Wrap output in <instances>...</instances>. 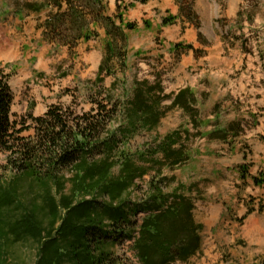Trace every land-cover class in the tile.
Segmentation results:
<instances>
[{"label":"rangeland","instance_id":"1","mask_svg":"<svg viewBox=\"0 0 264 264\" xmlns=\"http://www.w3.org/2000/svg\"><path fill=\"white\" fill-rule=\"evenodd\" d=\"M188 2L185 8L192 7L199 26L180 17L190 27L183 26V35H178L173 27L177 23L163 26L164 19L176 16L147 13L135 9L136 4L128 7L131 0H103L102 5L93 0H0V24L14 29L19 22L21 26L16 34L0 30V51L7 48L4 41L11 47L10 58L0 57V64L7 65L5 71L11 75L12 117L18 122L28 114L39 117L53 105L71 107L80 113L90 111L97 93L93 83L106 56L108 41L104 25L93 26L95 12L100 10V16L112 18L122 13L125 23L134 24L135 29L126 31L127 43L115 39V55L109 61L113 74L105 77L102 91L116 89V95L132 94L137 82L149 81L160 82L167 94L192 85L197 97L198 128L193 127L192 112L173 109L157 129L132 142L135 149L155 138L182 134L189 159L167 174L197 197L194 215L203 226L201 251L187 264H264V236L255 228V223H264V214H253L247 223L242 216L243 208L255 205L259 211L264 203L246 192L248 186L242 183L239 172L241 166L251 170L249 158L243 155H252V134L257 126L264 128V95L260 92L264 90V0ZM234 2L239 10L232 16L230 7ZM38 9L41 12H36ZM48 18L57 27L56 32H48L50 43L35 30L45 26ZM79 24L84 32L95 31L89 41L79 37ZM161 27L167 29L164 34ZM195 35L203 45L202 49L194 48L197 55L185 50L193 46L184 45L186 40L178 42L183 36L188 40ZM189 52L194 54L190 62ZM243 74L247 75L245 82ZM237 127L238 131L233 130ZM219 129L229 131L227 141L209 137ZM236 152L239 157H235ZM140 185L143 195L146 184L142 181ZM19 250L22 259L32 261L31 248ZM116 252L129 264H139L130 243Z\"/></svg>","mask_w":264,"mask_h":264},{"label":"trees","instance_id":"2","mask_svg":"<svg viewBox=\"0 0 264 264\" xmlns=\"http://www.w3.org/2000/svg\"><path fill=\"white\" fill-rule=\"evenodd\" d=\"M131 1L128 7L153 0ZM93 2L102 5L103 0ZM177 2L179 16L164 19L163 26L180 17L199 26L192 7L185 8L188 0ZM99 11L93 26L102 23L108 41L90 111L53 105L42 116L28 114L14 121L11 75L0 64V264H129L116 252L126 243L139 264H187L201 251L203 226L194 215L197 197L167 174L189 159L182 134L132 147L173 109L192 112L193 127L198 128L196 94L189 87L167 94L160 82L149 81L137 82L132 94L102 91L105 77L113 74L109 61L115 39L127 43L126 31L135 25L125 23L122 13L112 18ZM50 18L40 26L45 40L57 28ZM77 30L87 41L95 34L84 32L80 24ZM185 50L198 53L193 46ZM228 133L219 129L209 137L227 141ZM248 170L240 167L244 181ZM142 181L147 190L140 195ZM254 183L264 185V179ZM21 248L34 251L31 262L22 259Z\"/></svg>","mask_w":264,"mask_h":264},{"label":"crops","instance_id":"3","mask_svg":"<svg viewBox=\"0 0 264 264\" xmlns=\"http://www.w3.org/2000/svg\"><path fill=\"white\" fill-rule=\"evenodd\" d=\"M239 6L234 2L232 3L231 5V15L234 16L235 14L237 15L238 13V8ZM135 9H142L143 11L147 12V13H151L152 11L153 12H158V13H161V16H165L167 13L170 14V15H173V16H178L179 13H180V7H179V4L177 2V0H153L151 2H149L148 4L146 5H142V4H136V7ZM160 22V21H159ZM177 24L174 25L173 27L174 28H177L176 30H178V35H181L182 34V27L183 26H187V27H190V24H187L186 22H182L181 20H177L176 22ZM20 23L19 22H16L15 26H14V29L9 27L7 24H0V30L2 31V33L4 34H16V32H19L20 30L18 29L19 27H21L19 25ZM17 28V29H16ZM162 34H164V32H166V28H162ZM35 30L36 31H39L42 35V38L45 42H48L50 43L51 41L49 40H45L44 38V35H43V29L40 27V25L38 27H35ZM180 30H181V33H180ZM187 31V30H185ZM191 31L188 30V32ZM0 34V35H3V34ZM183 35V34H182ZM183 40H186L184 42V45H193L194 48L196 50H199V49H202L203 48V45L200 44V42L198 41V36H194L192 37L191 39H186L185 36H183L182 38H180V41L178 42H181ZM4 44L7 46L6 49H3L2 51H0V57L2 58H10V54H11V47H10V43L9 42H5L4 41ZM194 53V52H193ZM192 52H189L188 53V62H190V57L192 58V56L194 55ZM219 56H221L219 54ZM205 59V57L203 58ZM225 60V59H224ZM182 66H186L185 65V61H182ZM263 75V79H264V73H262ZM247 75L243 74L242 75V81H244V79L246 78ZM252 78H249L247 80H250L251 81ZM264 82V80H263ZM188 85H184L182 87L179 88V90L181 89H184V88H187ZM192 87V85H191ZM190 87V89H192ZM177 90V92L179 91ZM176 92V93H177ZM261 94L264 95V90H260ZM262 104H264V100L261 101ZM251 113L253 114H256V111H251ZM264 115V113H262ZM264 119V118H263ZM257 131L255 133L252 134V136H254V148H253V153L252 155H243V158L247 159L249 158V161L248 163L251 165V170H250V167H249V175L247 176V179L244 181L243 179H241L242 183L244 182L246 184V186H248L246 188V192H251L250 195L252 196H257L259 200H263V203H264V185H261V186H256L255 183H254V179L255 178H260V179H264V128L263 127H259L257 126ZM239 157V152H236V156L235 157ZM245 156V157H244ZM234 157V158H235ZM227 167H230V165H227ZM232 167V165H231ZM240 172V171H239ZM242 178V177H241ZM250 206V205H248ZM252 208L251 210H254L251 215L248 214L249 213V209ZM249 209H246V208H243V213H242V216L246 218L245 220V223H247L249 221V218L255 214V213H259L258 209H256V206H250ZM264 214V210L262 212ZM256 226V227H255ZM255 228L257 229L258 233L261 234V236L263 235L264 236V223L263 224H260L259 222L258 223H255ZM250 232V229L248 228L247 231H246V235H248ZM263 243H264V237L261 238Z\"/></svg>","mask_w":264,"mask_h":264}]
</instances>
